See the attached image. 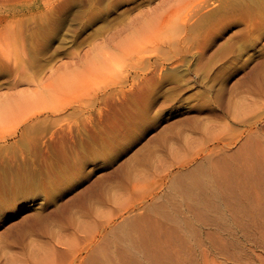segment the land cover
<instances>
[{
    "label": "rangeland",
    "instance_id": "rangeland-1",
    "mask_svg": "<svg viewBox=\"0 0 264 264\" xmlns=\"http://www.w3.org/2000/svg\"><path fill=\"white\" fill-rule=\"evenodd\" d=\"M117 1L0 0V264H135L149 244L193 264L214 240L261 241L225 180L262 173L264 1L190 44L172 20L165 36H118L139 3ZM203 182L225 226L191 196Z\"/></svg>",
    "mask_w": 264,
    "mask_h": 264
},
{
    "label": "bare ground",
    "instance_id": "bare-ground-1",
    "mask_svg": "<svg viewBox=\"0 0 264 264\" xmlns=\"http://www.w3.org/2000/svg\"><path fill=\"white\" fill-rule=\"evenodd\" d=\"M119 1L121 2V0H118L117 2ZM125 1L139 4L133 5L131 8L127 9L123 13V15L119 16L121 19L119 20V27L117 30L118 36H120L122 34V31L124 30H131L134 36L147 38V36H150L151 34V38L155 36L154 33H164L166 28L173 29V24L177 23L179 24L178 29L180 31L176 28V30L174 29L175 31H173L175 32V34L183 32L186 36L183 40L185 42H189L190 44V41L193 42L198 37V32L205 27L211 26L213 21L218 19L222 15V12L234 9L236 5L241 3V1H244L245 4H250L251 2V4L260 5L264 0H218L225 1V6H222V9H209V11L207 9L210 3L215 0ZM170 20H172L171 23H174L170 24ZM167 23L168 25L170 24L169 27H166ZM256 28L257 27H255V29ZM256 30L258 31L259 28ZM246 32L249 31H245V35H248L249 33ZM255 33L256 36L259 34V32L258 34L257 32ZM161 34L159 36H161ZM164 34H162V36ZM184 34H180L181 36L179 35L177 36V38L175 37L176 40L180 37L182 38V35ZM172 38L174 42H180V39L175 41V38L173 36ZM247 38L249 37L247 36ZM258 38L260 39V37ZM163 41L165 42V40H162V42ZM173 41L172 44L174 43ZM244 42L245 39L242 43ZM168 45L170 46V44ZM51 46V42L46 43V45L43 47V50L47 51ZM170 47L172 49L173 46ZM179 47L180 46L178 44V50L181 49H179ZM62 48L63 47H61V50ZM135 51L136 47L132 48L131 52ZM174 51H176V49ZM56 53H58V50ZM181 61H184V58H182ZM5 68L6 66L4 67V69L0 70V77L11 73V68ZM33 93L34 91L32 92V94ZM37 94L38 92L35 93V95ZM35 95H31L30 91H22L20 94V96L23 98V101H30L32 100L31 97ZM9 105L11 104L7 102L3 104L0 103V116L3 112L9 109L7 108ZM258 152L260 159L258 169L262 170V173H257L252 177L254 178L252 180L248 178L241 179L240 173L237 177L231 176L225 180V188L226 201L231 205L238 206L237 214L235 217L236 219H234V221L238 222L239 227L243 231H246L247 234H252L256 241L260 239L261 241L256 243L258 245H253L251 247H232L230 242L226 241L225 239L221 241L220 245H217V241L214 240L210 256H207L205 254V257L200 262L193 264H264V139H261L259 141ZM209 186L210 183L203 182L199 187L191 188L190 194L201 206L211 209L215 214V218L225 226L226 219H224V217L220 215V210L217 207L219 194H217V192H212L209 194ZM149 242L151 243V241ZM129 245L133 247V242H129ZM149 246V250H151V253L149 251H142L139 255H135L133 259L135 264H189L188 261H185L184 256H182L180 253L177 252V258L173 256V250L170 247L156 246L154 249H152L151 244H149Z\"/></svg>",
    "mask_w": 264,
    "mask_h": 264
},
{
    "label": "snow or ice",
    "instance_id": "snow-or-ice-1",
    "mask_svg": "<svg viewBox=\"0 0 264 264\" xmlns=\"http://www.w3.org/2000/svg\"><path fill=\"white\" fill-rule=\"evenodd\" d=\"M119 7V6H118Z\"/></svg>",
    "mask_w": 264,
    "mask_h": 264
}]
</instances>
